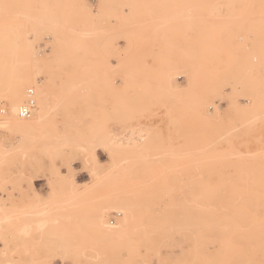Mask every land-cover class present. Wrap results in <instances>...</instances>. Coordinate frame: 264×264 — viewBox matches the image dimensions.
Returning a JSON list of instances; mask_svg holds the SVG:
<instances>
[{
	"label": "rangeland",
	"instance_id": "374dc122",
	"mask_svg": "<svg viewBox=\"0 0 264 264\" xmlns=\"http://www.w3.org/2000/svg\"><path fill=\"white\" fill-rule=\"evenodd\" d=\"M0 72V264H264V0H0Z\"/></svg>",
	"mask_w": 264,
	"mask_h": 264
},
{
	"label": "bare ground",
	"instance_id": "6f19581e",
	"mask_svg": "<svg viewBox=\"0 0 264 264\" xmlns=\"http://www.w3.org/2000/svg\"><path fill=\"white\" fill-rule=\"evenodd\" d=\"M4 76H6L5 75V73L4 72H0V92H1V89H2V87H1V85L3 84V82H5V80L3 81V79H2V77H4ZM11 101H14V100H11ZM20 103V101H15V103L13 104V106H12V112H11V115L13 116V117H15V109H16V104H19ZM3 109H4V107H3ZM19 110V109H18ZM5 109H4V113H1V114H5ZM1 119V118H0ZM21 119V118H20ZM0 126H1V122H0ZM5 126H6V128H8V130H9V132H11L13 135H17V133L18 132H22V130L20 131L19 130V128L17 127L16 129H13V131H10V128L12 127V121H6L5 122ZM30 129V123H28V124H24L23 125V130L24 131H28ZM29 133V132H28ZM27 133V134H28ZM114 144V143H113ZM1 147V146H0ZM5 150V149H4ZM2 154V153H1ZM0 154V155H1ZM5 154V153H4ZM4 156V155H3ZM0 179H2V170H1V167H0ZM2 181V180H1ZM4 207H5V205L4 204H2L1 203V201H0V230H1V228H2V221H4L3 220V217H2V214H3V212L5 211V209H4ZM28 208V207H27ZM6 213V212H5ZM22 214V213H21ZM23 214H26L27 215V213H23ZM20 215V214H19ZM28 215H30L29 213H28ZM22 216V215H21ZM104 220V218H102V217H100L99 218V220L97 219V222H98V224L101 226V225H103L104 227H106V223L103 221ZM38 225V224H37ZM96 225H97V223H96ZM98 227V226H97ZM107 228V227H106ZM98 229V228H97ZM32 230V229H31ZM20 231V233H22V234H28L29 232H30V225H24V226H22V228L19 230ZM31 233V232H30ZM21 235V234H20ZM27 236V235H26ZM27 240V239H26ZM4 241H5V239H4ZM8 264V263H7Z\"/></svg>",
	"mask_w": 264,
	"mask_h": 264
},
{
	"label": "built area",
	"instance_id": "2783aa9c",
	"mask_svg": "<svg viewBox=\"0 0 264 264\" xmlns=\"http://www.w3.org/2000/svg\"><path fill=\"white\" fill-rule=\"evenodd\" d=\"M26 101L18 110V117L21 119H29L35 108V101L33 99V90L28 89L26 91ZM4 104L0 101V114L4 113Z\"/></svg>",
	"mask_w": 264,
	"mask_h": 264
}]
</instances>
